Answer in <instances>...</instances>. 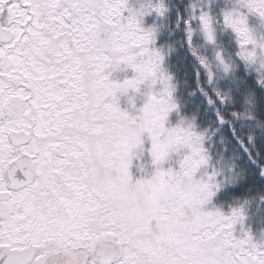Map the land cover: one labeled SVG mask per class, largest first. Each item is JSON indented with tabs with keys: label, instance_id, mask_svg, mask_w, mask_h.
I'll use <instances>...</instances> for the list:
<instances>
[{
	"label": "snow or ice",
	"instance_id": "obj_1",
	"mask_svg": "<svg viewBox=\"0 0 264 264\" xmlns=\"http://www.w3.org/2000/svg\"><path fill=\"white\" fill-rule=\"evenodd\" d=\"M0 264H264V0H0Z\"/></svg>",
	"mask_w": 264,
	"mask_h": 264
}]
</instances>
